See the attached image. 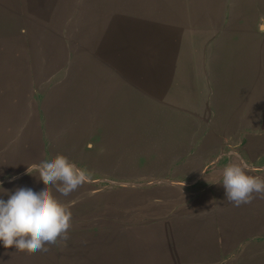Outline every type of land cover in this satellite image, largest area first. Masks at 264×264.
<instances>
[{
	"label": "crops",
	"instance_id": "1",
	"mask_svg": "<svg viewBox=\"0 0 264 264\" xmlns=\"http://www.w3.org/2000/svg\"><path fill=\"white\" fill-rule=\"evenodd\" d=\"M100 3L101 0H0V172L24 173L29 166L51 155L53 136L81 135L85 102L120 105L153 102L167 110L165 105L195 102L197 94L210 97L211 88L218 89L215 91L218 102L220 96L249 97L251 87L257 86L253 81L256 78L251 75L247 76V82H231L227 77L224 50H261L259 45L252 44L251 36L237 33L238 24L229 33L241 35L239 41L230 40L222 45L217 42L219 50H210L215 54L203 55V60L201 55L190 51L186 41L212 38L213 12L208 15L201 12L197 17L196 3H209L210 7L211 3H264V0H108L107 3H123L124 20L118 29L116 22L110 20L107 37L103 38H112L115 31L133 41L152 38L153 44L149 43L152 48H146V54L150 58L154 56V61L148 69L134 64L119 67L116 79L108 83L109 99L100 101L98 71L94 74L92 70L91 80L85 83L81 76L78 80L65 69L69 54L110 53L100 48ZM69 20L70 24L75 21L71 28ZM195 28L203 34L194 35ZM223 34L215 39L222 36L225 39L227 33ZM84 39H96L95 47L85 45ZM69 40L77 43L74 52ZM230 87L236 88L233 95L227 92ZM245 87L249 88L246 92L241 90ZM206 88L208 92L203 90ZM97 112L109 118L111 106L99 105ZM107 125L111 128V120ZM222 135L209 129L202 140L191 144L189 133L186 144L172 150V162L163 171L160 185L148 190L162 200L185 203L183 200L194 196L201 202L194 207L175 208L163 223L165 248L169 250L162 255L171 254L165 258V264H264L261 237L264 199L256 198L240 207L226 200L223 168L237 156L244 157V151L222 144ZM68 143L60 142L54 150L67 151ZM253 173L264 177V171ZM15 178L0 188V199L6 201L8 194L17 188L35 191L37 183L44 184L38 175L20 174ZM102 237L105 234L84 233L83 228L72 224L68 239L46 245L47 252L29 254L16 251L15 247L5 249L0 243V264H111V242ZM126 256V264H137L132 261L130 250ZM139 259L140 264L143 260L147 263L143 255Z\"/></svg>",
	"mask_w": 264,
	"mask_h": 264
},
{
	"label": "rangeland",
	"instance_id": "2",
	"mask_svg": "<svg viewBox=\"0 0 264 264\" xmlns=\"http://www.w3.org/2000/svg\"><path fill=\"white\" fill-rule=\"evenodd\" d=\"M107 1L101 0L99 6V43L101 49L110 53L93 56L69 54L65 60L68 73H73L78 80L81 76L85 83L91 80L92 70L94 74L95 71L99 72L100 101L109 99L106 96L108 83L116 79L119 67L126 68L134 64L148 69L154 61V56L150 58L146 54V48H152L149 44H153L152 38L133 41L124 39L119 31H115L112 38H103L107 35L110 20L116 22V29L118 26L122 27L124 20L123 3ZM195 11L197 17L201 12L208 15L211 11L215 17L214 21L211 20L212 38L207 36L208 38L186 41L190 51L201 55L202 60L203 55L215 54L210 50H219L217 42L222 45L230 40L239 41V34L251 36L252 44L259 45L260 52H222L227 56L228 80L247 82V76L250 75L257 79L253 80L257 86L251 87L249 97L245 95L241 100L220 96L217 102L215 91L218 89L211 88L210 97L197 94L195 102L165 105L170 111L153 102L124 105L85 102L82 108L83 133L68 137L53 136L50 143L53 151L44 159L51 160L57 154H62L89 174V182L69 196L61 195L55 187H51L50 191L70 209L72 224L83 228L84 233L105 234L102 239L111 242V264H126L128 250L132 261L137 264H140V255L147 262L142 259V264H165V258L171 257L170 253L162 255L169 250L165 248L167 239L163 223L175 208L194 207L200 201H196L194 196L192 201L183 200L185 203H179L175 199L162 200L148 190L160 185L158 182L163 180V171L172 162V150L181 149L182 144H186L189 133L191 144H197L207 130L220 132L223 134L222 144L230 147L229 149H243V158L252 160L250 165L257 169L254 172H261L259 170L264 167V52H261L264 39V3H211L210 7L209 3H196ZM237 20L240 21L236 23ZM73 23L70 24L69 20V28L73 27ZM236 24L240 28L237 32L239 34L230 35L229 31H233ZM194 30V35L203 34L196 28ZM221 33H227L226 38L222 36V39H215ZM68 42L74 52L76 41ZM83 42L88 47L96 45V39H84ZM251 68L252 73L248 72ZM227 89L230 95L236 90L233 87ZM248 89L245 87L241 90L246 92ZM203 90L208 92L209 88ZM99 105L111 106V117L99 115ZM108 120H111V128L107 125ZM63 141H69L68 150H54ZM123 171L126 173L122 174ZM20 174L38 175V172L34 170L32 174L27 171L15 174L8 170L1 171L0 188ZM34 188L35 192H39L45 185L37 183ZM144 192L148 194L145 195ZM261 237L264 238V235Z\"/></svg>",
	"mask_w": 264,
	"mask_h": 264
},
{
	"label": "clouds",
	"instance_id": "3",
	"mask_svg": "<svg viewBox=\"0 0 264 264\" xmlns=\"http://www.w3.org/2000/svg\"><path fill=\"white\" fill-rule=\"evenodd\" d=\"M34 170L45 185L43 190L35 192L20 187L8 194L6 201L0 199V243L5 249L15 247L16 251L29 254L47 252L46 245H55L58 239L67 240L72 213L50 188L55 187L61 195L69 196L90 180L85 169L62 154L29 166L27 173L32 174ZM254 171L257 169L239 156L223 168L225 198L233 206L264 199V177L249 174Z\"/></svg>",
	"mask_w": 264,
	"mask_h": 264
}]
</instances>
